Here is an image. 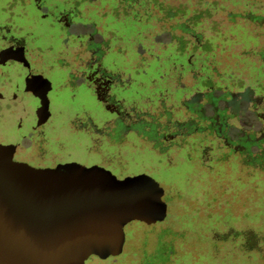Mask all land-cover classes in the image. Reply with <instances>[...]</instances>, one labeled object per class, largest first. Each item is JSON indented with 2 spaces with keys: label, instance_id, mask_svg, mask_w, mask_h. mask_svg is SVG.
<instances>
[{
  "label": "rangeland",
  "instance_id": "rangeland-1",
  "mask_svg": "<svg viewBox=\"0 0 264 264\" xmlns=\"http://www.w3.org/2000/svg\"><path fill=\"white\" fill-rule=\"evenodd\" d=\"M0 151L150 201L83 264H264V0H0Z\"/></svg>",
  "mask_w": 264,
  "mask_h": 264
},
{
  "label": "water",
  "instance_id": "water-1",
  "mask_svg": "<svg viewBox=\"0 0 264 264\" xmlns=\"http://www.w3.org/2000/svg\"><path fill=\"white\" fill-rule=\"evenodd\" d=\"M149 202L121 211L105 182L83 183L66 169L36 168L0 151V264L119 257L127 223Z\"/></svg>",
  "mask_w": 264,
  "mask_h": 264
},
{
  "label": "flooded vegetation",
  "instance_id": "flooded-vegetation-1",
  "mask_svg": "<svg viewBox=\"0 0 264 264\" xmlns=\"http://www.w3.org/2000/svg\"><path fill=\"white\" fill-rule=\"evenodd\" d=\"M17 161V160H16ZM19 162H21V161H19ZM29 164V163H28ZM32 166V165H31ZM36 168H39V167H36ZM47 168H50V167H47Z\"/></svg>",
  "mask_w": 264,
  "mask_h": 264
},
{
  "label": "trees",
  "instance_id": "trees-1",
  "mask_svg": "<svg viewBox=\"0 0 264 264\" xmlns=\"http://www.w3.org/2000/svg\"><path fill=\"white\" fill-rule=\"evenodd\" d=\"M165 217V216H164ZM127 227V226H126ZM111 258H117V257H111Z\"/></svg>",
  "mask_w": 264,
  "mask_h": 264
}]
</instances>
